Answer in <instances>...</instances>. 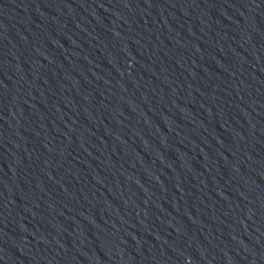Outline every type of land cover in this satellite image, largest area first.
I'll return each instance as SVG.
<instances>
[{"label":"water","instance_id":"1","mask_svg":"<svg viewBox=\"0 0 264 264\" xmlns=\"http://www.w3.org/2000/svg\"><path fill=\"white\" fill-rule=\"evenodd\" d=\"M0 264H264V0H0Z\"/></svg>","mask_w":264,"mask_h":264}]
</instances>
